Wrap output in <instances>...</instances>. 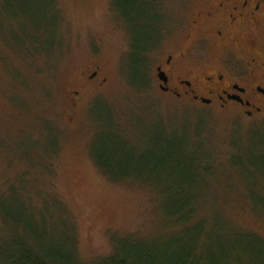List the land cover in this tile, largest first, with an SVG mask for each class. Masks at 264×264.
<instances>
[{"label": "rangeland", "instance_id": "374dc122", "mask_svg": "<svg viewBox=\"0 0 264 264\" xmlns=\"http://www.w3.org/2000/svg\"><path fill=\"white\" fill-rule=\"evenodd\" d=\"M211 1L160 0L159 16L136 21L122 18L123 0H0V194L9 182L26 188L9 203L20 221L12 230L26 225L39 251L61 255L71 243L81 264L114 253L181 264L192 252L184 264H264V213L251 204L263 206L248 198L250 183L264 180L230 165L238 152L264 149V110L247 117L165 95L154 78L157 59L173 42L187 46L192 19ZM134 48L146 49L143 65ZM96 67L103 84L86 85L82 74ZM49 128L58 140L44 154ZM161 144L202 147L213 174H190L198 188L176 190L182 197L170 202L135 172ZM182 198L196 220L170 218L186 209ZM7 234L0 222V242Z\"/></svg>", "mask_w": 264, "mask_h": 264}, {"label": "flooded vegetation", "instance_id": "af4514ba", "mask_svg": "<svg viewBox=\"0 0 264 264\" xmlns=\"http://www.w3.org/2000/svg\"><path fill=\"white\" fill-rule=\"evenodd\" d=\"M189 31L186 47L173 42L157 59L158 90L208 107H236L247 117L259 115L264 110V0L211 1ZM99 72L96 67L83 73V82L102 85Z\"/></svg>", "mask_w": 264, "mask_h": 264}, {"label": "trees", "instance_id": "16d2710c", "mask_svg": "<svg viewBox=\"0 0 264 264\" xmlns=\"http://www.w3.org/2000/svg\"><path fill=\"white\" fill-rule=\"evenodd\" d=\"M157 1L160 0H123L124 6L123 8H121L122 18L125 17L126 19H132V17L135 15V17H137L135 20L140 21L142 20V17L146 12L157 14V12L155 11V3ZM12 20H15V18H13ZM155 31L157 36V33L159 31V29L157 28V24L155 27ZM18 39L20 41L22 40L23 42V39L26 38L22 39L18 37ZM41 40L44 41L45 38ZM41 40L39 42L38 37H35L32 41H36L40 44L42 43ZM45 42L46 40L43 43ZM43 43L42 45H44ZM51 43L53 45L52 38H50V42L48 44ZM35 45L36 44H34V46ZM41 50L49 52L50 48ZM145 50L146 49L143 48H134V50H132L133 53L131 54L132 60L143 65L144 61L141 55ZM144 82H146V78L144 79ZM57 137V134L52 131V128H49V135L46 136V139H50L51 144L49 145L47 143V145L43 146L44 154H48V152L54 153L53 148H55L56 146L58 140ZM55 139L56 143H52ZM157 147V152H151L150 154H148V156H146V159L143 158L144 156H140L139 161L141 165L139 167H136L135 172L137 174L139 172H141V174L143 173L144 175L149 174L150 177H144V179L146 181L153 179V181H151L152 183L156 184L157 186H162L160 189H163L165 198L169 197L171 199L170 202L173 201V199L174 201H177V197H182L181 194L177 195L178 193L176 192V190L186 188L191 189L192 187L198 188L199 183H196L195 179H192L190 177V174L196 173L197 178L202 175L209 177L213 174L214 169L212 168V165L208 163L205 164L204 158H202V156L199 154V150L201 151L202 147H194L193 149L189 150L187 146L184 148V151L182 150L181 153H179V151L177 153L176 151H172L171 147H166L164 144L158 145ZM35 149H37L36 146L34 147V150ZM174 153H176V156L173 155ZM197 155H200L201 157H198ZM132 161H135V157H132ZM230 162V165L233 169H236L242 173L245 172L250 174L251 171H258L259 177L264 180V149L259 148L258 151L255 149L249 150L245 153V155H242L238 152L231 157ZM102 169L104 170V173L110 177L109 172L111 170L106 168L105 166H103ZM162 176H165L167 178L165 182L158 181V178H162ZM179 179H185V181L181 182L179 181ZM8 185L9 186L7 190L0 194V207L2 206L0 208V222L3 225V229L8 231L7 236L2 237V239H5L6 241L0 242V264H81L75 257V252L71 243H68V248L63 254H50L49 252L46 253L39 251L33 245L31 234L24 228L26 225L19 226V228L22 229L23 233L18 232L17 230H12L13 225H18L20 221L16 219V213L12 210L9 203L12 202L16 196L20 198V193H22L23 190H26V188H24L23 185H21V187L20 185H13L11 184V182H9ZM248 193V198L250 202L253 203V205L259 203L260 206H263L262 211H258L256 210V208L252 207L251 204L252 212L262 215V213H264V181L258 180V182L254 181L253 183H250ZM181 201L184 202V206L186 209L184 211L179 210L169 212L170 218L174 216L178 217L179 223L191 221L192 219L196 220V216H198L196 215L197 208L195 205H193V202L191 203V201L186 199L184 200L183 198ZM186 203H188V205ZM50 217L51 219L55 218L54 215H51ZM201 233L202 232L200 230V236H202L203 234ZM252 235L254 237V235L257 234ZM191 254H193V252L190 253L186 259H188ZM186 259H183L182 261H186ZM182 261L178 263L184 264V262ZM99 264L164 263H162V260L156 254H152V256H149V254H145L143 257L138 259L130 257L126 254L120 255L118 253H114L113 256L101 260Z\"/></svg>", "mask_w": 264, "mask_h": 264}]
</instances>
